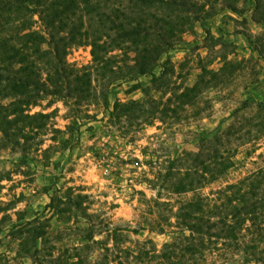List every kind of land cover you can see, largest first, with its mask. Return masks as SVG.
<instances>
[{"label":"trees","instance_id":"obj_1","mask_svg":"<svg viewBox=\"0 0 264 264\" xmlns=\"http://www.w3.org/2000/svg\"><path fill=\"white\" fill-rule=\"evenodd\" d=\"M239 1L0 0V149L23 154L33 146L41 149L53 112L33 108L45 100L48 107L62 100L80 110L99 99L108 107L111 87L130 76H149L150 81L132 85L129 92L142 89L141 98L116 101L110 124L122 134L166 123L182 110L200 116L198 104L209 103L205 93L235 82V72L247 62L225 59L218 70L204 69L193 85L177 86L170 52L198 21L221 10L241 12ZM253 2L264 29V0ZM248 36L264 47V31ZM85 44L92 46L93 62L77 67L68 54ZM229 119L206 132L190 131L198 148L179 149L152 170L149 183L157 198L150 199L155 205L146 225L171 236L161 247L152 239L127 244L125 228L118 226L107 235L112 246L96 239L107 220L90 211L89 193L72 186L56 189L33 217L16 211L12 226L6 222L12 215L5 213L0 235L8 230V244L14 242L17 255L33 264H264V167L223 185L230 181L239 147L264 134V102L243 100ZM53 132L56 143L45 152L66 133ZM217 183L211 193L201 192ZM55 217L68 225L62 231L71 232L64 246L60 237L51 238Z\"/></svg>","mask_w":264,"mask_h":264},{"label":"rangeland","instance_id":"obj_2","mask_svg":"<svg viewBox=\"0 0 264 264\" xmlns=\"http://www.w3.org/2000/svg\"><path fill=\"white\" fill-rule=\"evenodd\" d=\"M237 4L241 12L221 10L198 21L170 52L177 86L193 85L204 69L218 70L225 59H245L247 62L245 68L235 72V82L205 93L209 103L201 101L198 104L203 109L200 116L182 110L168 118L166 123L156 121L125 135L118 131L110 124L116 101L141 98L144 95L142 89L129 91L139 81L148 83L149 76H130L112 86L108 107L99 99L80 110H73L62 100H55L50 107L47 106L49 100H45L42 106L34 107L33 112H53L49 132L43 136L45 142L39 150L33 146L23 154L19 150L0 149V219L5 213L12 215L6 221L9 227L17 222L16 211H24L26 219L33 217L36 211L45 209L56 189L72 186L89 193L90 211L100 213L101 218L107 220L105 232L96 239L112 246V240H106L107 235L118 226L125 228L127 244L152 239L161 247L170 240V235L151 231L146 225L149 211L155 205V199H150L157 198L149 183L152 170L155 171L163 159L176 154L179 149L198 148V140L190 131L206 132L224 120L227 125L232 121L228 117L243 100L264 102V47L257 44L258 39L248 36L263 33V24L255 14L253 0H240ZM68 60L77 67L90 66L93 62L92 46L85 44L71 49ZM165 60L163 57L162 63ZM153 94L159 95L157 91ZM254 110L250 108L249 111L253 113ZM54 128L66 133L59 135L57 145L45 152L44 149L56 143L52 140ZM69 137L70 143L61 142ZM238 151L230 181L223 185L264 167V134L256 142L241 145ZM218 188L217 183L204 187L201 192L209 194ZM166 199L160 198L162 201ZM10 204L15 208L6 210ZM67 226L57 217L52 220L51 238L60 237L58 243L62 246L68 244L71 233L62 231ZM7 234L8 230L0 235L3 239L0 264H33L30 258L17 255L14 242L8 244L11 239ZM231 249L235 250L236 246Z\"/></svg>","mask_w":264,"mask_h":264}]
</instances>
